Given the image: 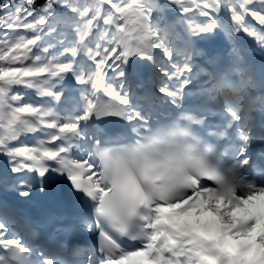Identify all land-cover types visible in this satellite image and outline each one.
Returning <instances> with one entry per match:
<instances>
[{"label": "snow or ice", "instance_id": "1", "mask_svg": "<svg viewBox=\"0 0 264 264\" xmlns=\"http://www.w3.org/2000/svg\"><path fill=\"white\" fill-rule=\"evenodd\" d=\"M0 156V264H264V0H0Z\"/></svg>", "mask_w": 264, "mask_h": 264}, {"label": "trees", "instance_id": "2", "mask_svg": "<svg viewBox=\"0 0 264 264\" xmlns=\"http://www.w3.org/2000/svg\"><path fill=\"white\" fill-rule=\"evenodd\" d=\"M39 1H41V4H43V3H44V0H37V3H38Z\"/></svg>", "mask_w": 264, "mask_h": 264}, {"label": "bare ground", "instance_id": "3", "mask_svg": "<svg viewBox=\"0 0 264 264\" xmlns=\"http://www.w3.org/2000/svg\"><path fill=\"white\" fill-rule=\"evenodd\" d=\"M247 41H249V40H247ZM244 42H245V39H244Z\"/></svg>", "mask_w": 264, "mask_h": 264}]
</instances>
